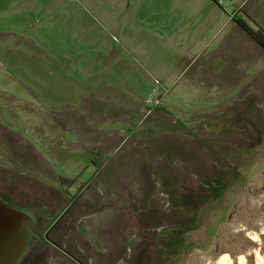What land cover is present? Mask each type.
<instances>
[{"label":"rangeland","instance_id":"374dc122","mask_svg":"<svg viewBox=\"0 0 264 264\" xmlns=\"http://www.w3.org/2000/svg\"><path fill=\"white\" fill-rule=\"evenodd\" d=\"M246 15L264 27V0H0V121L46 161L15 158L40 184L0 160V194L35 208L89 182L88 224L65 239L81 264H264V49ZM70 84L87 96L65 98ZM8 146L27 148L0 127Z\"/></svg>","mask_w":264,"mask_h":264},{"label":"flooded vegetation","instance_id":"af4514ba","mask_svg":"<svg viewBox=\"0 0 264 264\" xmlns=\"http://www.w3.org/2000/svg\"><path fill=\"white\" fill-rule=\"evenodd\" d=\"M253 18V16L248 17L246 15L236 19L235 24L241 28L243 34L250 36L264 49V27L255 22ZM231 19L234 21L235 18L232 17ZM245 19H250L255 28H251L249 26L251 22L248 23ZM81 184L74 194H70L68 191L61 192V194L54 192L52 196L37 198V201L42 203L35 208L15 203L11 193L8 195L0 194V199L6 204L25 211L30 209L27 212L31 215L33 225L39 234L29 233L26 246L15 264H61V261L64 264L67 262L69 264H81L79 258L67 249L68 241H65V239H71L73 225L77 222L80 223L82 205L79 200L87 183ZM54 209H57L55 213ZM70 211L74 212L75 218L71 213V217L68 216L66 219V215ZM63 218H65L64 222H62ZM111 264H120V259L113 260Z\"/></svg>","mask_w":264,"mask_h":264},{"label":"crops","instance_id":"0c3cea01","mask_svg":"<svg viewBox=\"0 0 264 264\" xmlns=\"http://www.w3.org/2000/svg\"><path fill=\"white\" fill-rule=\"evenodd\" d=\"M29 56H33V54H29V53H27ZM51 66H48V68L47 69H45V70H43V71H41V72H43L46 76H49V78H53L55 81H60L61 82V84L63 83V82H67V81H69L70 80V71L69 70H64V71H62L61 72V74H57V71H55L53 68H50ZM80 68V70H81V67H79ZM37 70V68H35L34 69V71L33 72H31V71H29V73H28V75L30 76V78L33 80V78H36V75L39 73V71H36ZM77 73H79L80 74V78L79 79H74V81L75 80H79V81H82V79H84L85 81H86V79H87V73H86V71L82 74V72L81 71H77ZM76 73V74H77ZM44 77L43 76H41V73H40V76L39 77H37L36 78V80H34V82L35 83H38L39 84V86L41 85V88H45V83H44V79H43ZM16 79H18V80H20L18 77L16 78ZM88 84V83H87ZM56 84H53L52 86H50L49 88H53V89H55V92H57L56 90H58V92L57 93H59V92H61V88L59 87V86H55ZM70 85H72V84H70ZM69 85V88H72V91L70 90V89H68L67 91H66V93L64 92L63 94L65 95V98L67 97V96H72V97H74L75 99H77V98H82V96H87V94H86V92H84V95H82V93H81V87H80V85L79 86H77V85H72V86H70ZM65 86H68V85H65ZM31 88V87H30ZM60 94V93H59ZM70 94V95H69ZM64 98V99H65ZM51 102V101H50ZM49 102V103H50ZM65 103L66 104H64L63 102H59V104H62V106H66V105H68V102H66L65 101ZM55 104H58V103H55ZM79 104H82V100H80L79 101ZM53 118H54V120H55V117L54 116H52ZM66 116H63V118H65ZM69 118L70 119H72V116H69ZM66 119V118H65ZM65 119H64V121H65ZM79 119H80V121H81V123L82 122H84L82 119H81V116H79ZM58 120H60V119H58ZM82 125L86 128L87 127V125L86 124H84V123H82ZM0 127H2V130L4 129V130H6L8 133H10V134H13V135H16V137H19L21 140H22V143L23 144H26L27 146V148H21L20 146V148L18 149V148H13V146H11V147H9V149L8 150H4L5 152H6V155L9 157L8 159H3L2 158V155H1V152H0V160H3V161H5V163L8 165V167H10V168H14L18 173H19V175H24V176H26L27 178H30L31 180H34V181H37L36 179H34L32 176H30V175H27L25 172H24V170H23V168H22V166H21V164H19V163H17V162H15V158H18V157H20L21 158V161L22 160H24V158H25V160L27 159L28 160V158L30 157V159L28 160V163L29 164H26L25 166H27V167H30V168H33V169H37V168H39V167H37V165H39V164H36V163H42V164H44L46 161H45V153L42 151V153H40V152H38L37 150H36V147L31 143V142H29V141H27V140H25V139H23V137H21V136H19L17 133H15L14 131H11V130H9L8 128H6L4 125H3V123L0 121ZM14 132V133H13ZM31 147V148H30ZM22 151H24L25 153V157H24V155H23V153H22ZM16 161H18V160H16ZM21 161H19V162H21ZM41 164V165H42ZM46 169H48L47 167H45ZM30 174V173H29ZM67 180H69L70 181V184H71V180L68 178ZM37 183H40L39 181H37ZM41 184V183H40ZM89 184V182L87 183V185ZM64 185V184H63ZM63 188V187H62ZM68 188V187H67ZM67 188H65L64 189V192H66L67 191ZM58 190H60V194H61V189H58ZM81 197V196H80ZM82 210V209H81ZM78 214V213H77ZM76 214V215H77ZM80 217H79V221H80V225L77 227V225L75 224V225H73V227H72V230H73V234L71 235V240H73V242H74V244L75 243H77V240H78V238H79V234H80V231H79V227L81 228H83V229H85L84 228V226L83 225H85V222H87V221H85V220H83L82 218H86L87 217V215H85V214H82V211H80ZM74 218H75V214H74ZM76 219H77V217H76ZM78 223V222H77ZM86 224H88V222L86 223ZM90 225V224H89ZM91 226V225H90ZM92 227V226H91ZM77 228V229H76ZM89 230H92V228L90 229L89 228ZM74 247H76V246H74ZM80 247V246H79ZM67 248H68V245H67ZM70 252H71V250L70 249H68ZM79 250L80 251H83V250H81L80 248H79ZM72 253V252H71ZM72 254H74V252L72 253ZM74 255H76V254H74ZM67 264H69L68 262H67Z\"/></svg>","mask_w":264,"mask_h":264},{"label":"water","instance_id":"95a60500","mask_svg":"<svg viewBox=\"0 0 264 264\" xmlns=\"http://www.w3.org/2000/svg\"><path fill=\"white\" fill-rule=\"evenodd\" d=\"M30 232L39 235L31 215L0 199V264H15L26 246Z\"/></svg>","mask_w":264,"mask_h":264},{"label":"trees","instance_id":"16d2710c","mask_svg":"<svg viewBox=\"0 0 264 264\" xmlns=\"http://www.w3.org/2000/svg\"><path fill=\"white\" fill-rule=\"evenodd\" d=\"M234 178H236V177H233V179ZM220 193H221V189L220 190L218 188L214 189L212 192H210L208 194L206 202H208L209 200H212L215 197H218L220 195ZM185 203H187V202H185ZM199 209H201V208H199ZM199 209H197V210L199 211ZM186 212L188 213V215L190 217V220H192L193 227H194L197 224V222H198V220L196 219L197 216L195 217V215L192 213L191 206L187 207ZM192 228L188 229L187 231L191 230ZM184 231L185 230H183V229L173 228L170 231L169 235L165 237V240H163V241L165 243V247H166L165 251H166L167 255L172 256V255L176 254V252H178V251L180 252V250L182 248H184V246H183L184 237H182V235L185 233ZM167 259H168V257L167 258H163V260H160V262L157 263V264H165Z\"/></svg>","mask_w":264,"mask_h":264},{"label":"bare ground","instance_id":"6f19581e","mask_svg":"<svg viewBox=\"0 0 264 264\" xmlns=\"http://www.w3.org/2000/svg\"><path fill=\"white\" fill-rule=\"evenodd\" d=\"M242 262V261H241ZM259 263V262H258ZM257 263V264H258ZM216 264H231V259L229 257V255L224 254L222 255L216 262ZM242 264V263H241Z\"/></svg>","mask_w":264,"mask_h":264}]
</instances>
